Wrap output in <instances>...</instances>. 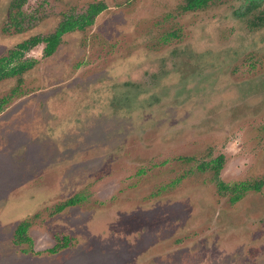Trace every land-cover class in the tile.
<instances>
[{
  "label": "rangeland",
  "instance_id": "1",
  "mask_svg": "<svg viewBox=\"0 0 264 264\" xmlns=\"http://www.w3.org/2000/svg\"><path fill=\"white\" fill-rule=\"evenodd\" d=\"M96 3L0 81V264H264V0H0V58Z\"/></svg>",
  "mask_w": 264,
  "mask_h": 264
},
{
  "label": "trees",
  "instance_id": "2",
  "mask_svg": "<svg viewBox=\"0 0 264 264\" xmlns=\"http://www.w3.org/2000/svg\"><path fill=\"white\" fill-rule=\"evenodd\" d=\"M185 5L183 9L186 11H193L197 9H202L207 6L211 1L214 0H184ZM105 9V5L102 3H96L88 6L85 14L74 17H67L63 20L62 23L58 25L55 31L43 38L34 37L29 41H24L21 44L17 45L15 50H12L7 56L0 58V81L9 77L20 75L29 65L25 64H16L14 66H10L18 57L23 56L25 52L30 51L34 47L39 44H43V54L48 57L51 56L56 48L58 47L60 40L63 35L66 33L75 31V30H83L85 27H88L93 24L95 17ZM10 66V67H9ZM1 106V105H0ZM250 184H242L240 187L235 186L233 189L235 197H233V201L237 198V193L239 191H246L250 188L257 189L258 186H249ZM257 185V184H256ZM230 189V188H229ZM27 231V227L25 224L19 225L14 234L13 243L19 244L23 240V236ZM68 245V241L66 238H62L56 246L50 250L49 253L56 254L60 249L66 248ZM24 252V251H23Z\"/></svg>",
  "mask_w": 264,
  "mask_h": 264
},
{
  "label": "flooded vegetation",
  "instance_id": "3",
  "mask_svg": "<svg viewBox=\"0 0 264 264\" xmlns=\"http://www.w3.org/2000/svg\"><path fill=\"white\" fill-rule=\"evenodd\" d=\"M104 10H106V6H105V9H104ZM100 13H101V12H100ZM100 13H99V14H100ZM99 14H98V15H99ZM98 15H97V16H98ZM97 16H96V17H97ZM54 31H55V30H54ZM54 31H53V32H54ZM53 32H52V33H53ZM66 34H67V33H66ZM63 36H64V35H63Z\"/></svg>",
  "mask_w": 264,
  "mask_h": 264
}]
</instances>
